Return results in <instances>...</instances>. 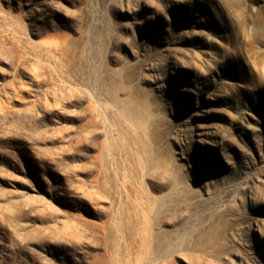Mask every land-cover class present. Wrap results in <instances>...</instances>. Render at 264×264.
<instances>
[{
	"label": "rangeland",
	"instance_id": "1",
	"mask_svg": "<svg viewBox=\"0 0 264 264\" xmlns=\"http://www.w3.org/2000/svg\"><path fill=\"white\" fill-rule=\"evenodd\" d=\"M0 264H264V0H0Z\"/></svg>",
	"mask_w": 264,
	"mask_h": 264
}]
</instances>
